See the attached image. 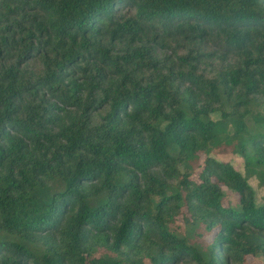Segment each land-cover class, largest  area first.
Listing matches in <instances>:
<instances>
[{"label": "trees", "instance_id": "16d2710c", "mask_svg": "<svg viewBox=\"0 0 264 264\" xmlns=\"http://www.w3.org/2000/svg\"><path fill=\"white\" fill-rule=\"evenodd\" d=\"M250 178L264 0H0V264L264 260Z\"/></svg>", "mask_w": 264, "mask_h": 264}, {"label": "rangeland", "instance_id": "374dc122", "mask_svg": "<svg viewBox=\"0 0 264 264\" xmlns=\"http://www.w3.org/2000/svg\"><path fill=\"white\" fill-rule=\"evenodd\" d=\"M228 58L230 59L231 56L229 55ZM214 155L217 159L229 162L232 164L237 170L240 172H244L243 168V159L241 156L231 152L229 147H219L217 150L214 151ZM204 156H202L196 164L193 165V169L190 170V179L195 181L199 180V173L203 164ZM250 184L255 190L257 203H264V187L258 184V181L255 178L249 179ZM223 190V198L222 203L224 206L236 205L239 201V196L233 190L227 188L226 186L222 185ZM185 210L182 212L181 215L177 216L174 222L176 227H183L184 226V218L186 217ZM213 237V232L210 234H206L204 238L207 241H211ZM103 254V250L100 249L96 252L97 256ZM148 263V261H146ZM246 264H264V260L261 256H247L246 257Z\"/></svg>", "mask_w": 264, "mask_h": 264}]
</instances>
